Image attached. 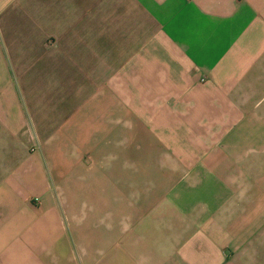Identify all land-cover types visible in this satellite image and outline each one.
Returning <instances> with one entry per match:
<instances>
[{"label": "crops", "instance_id": "obj_1", "mask_svg": "<svg viewBox=\"0 0 264 264\" xmlns=\"http://www.w3.org/2000/svg\"><path fill=\"white\" fill-rule=\"evenodd\" d=\"M260 217L264 0H0V264H264Z\"/></svg>", "mask_w": 264, "mask_h": 264}, {"label": "rangeland", "instance_id": "obj_2", "mask_svg": "<svg viewBox=\"0 0 264 264\" xmlns=\"http://www.w3.org/2000/svg\"><path fill=\"white\" fill-rule=\"evenodd\" d=\"M60 91V90H59ZM50 113L47 114V116L51 117L54 121H56V117H58V114L60 112H57V110L55 109V106H53L52 104L50 105V109H53ZM36 123L37 125L39 126L40 125V121L38 118H36ZM25 139L27 137H24ZM14 144V140H12V138L8 137V138H3V144L4 145H11V144ZM4 153L2 155V157H4ZM12 156H15V155H12ZM259 216H262V211H261V207H259ZM263 217H260V221H259V225H258V230H256L255 228V233L253 234L255 237H257V239L259 240L258 241V248H254V249H251L253 251V256L257 257L260 259V261H263L264 262V231H262V229L264 228V223H262V219ZM255 220L257 222V217L255 216ZM264 221V220H263ZM248 252H250V250H244V255H246ZM247 255H250V254H247Z\"/></svg>", "mask_w": 264, "mask_h": 264}]
</instances>
